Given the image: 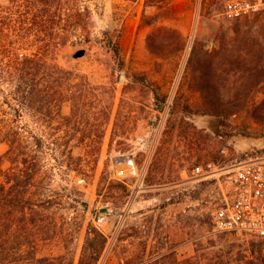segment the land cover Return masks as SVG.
Instances as JSON below:
<instances>
[{
	"label": "rangeland",
	"instance_id": "rangeland-1",
	"mask_svg": "<svg viewBox=\"0 0 264 264\" xmlns=\"http://www.w3.org/2000/svg\"><path fill=\"white\" fill-rule=\"evenodd\" d=\"M80 1L88 21L83 37L91 40L59 50L58 62L75 69L73 75L49 77L51 92L64 87L69 101L47 120L30 112L19 119L26 135L38 133L58 148L47 149L44 159L47 183L60 196L51 209V237L37 255H62V264H77L89 228L97 227L108 237L98 264H153L164 255L165 264H244L229 260L254 243L264 248V239L214 231L221 185L196 179L192 170L221 159L224 145L241 157L264 153V122L246 113L252 103L228 119L207 113L198 77H214L215 70L192 63L224 59L218 89L251 92L261 101L257 73L235 74L232 60L257 43L238 40L236 27L250 33L249 24L264 21V12L229 17L223 0ZM80 49L85 53L78 55ZM252 258L264 264V253Z\"/></svg>",
	"mask_w": 264,
	"mask_h": 264
},
{
	"label": "trees",
	"instance_id": "trees-1",
	"mask_svg": "<svg viewBox=\"0 0 264 264\" xmlns=\"http://www.w3.org/2000/svg\"><path fill=\"white\" fill-rule=\"evenodd\" d=\"M249 25L250 33L242 31V25L236 27L237 39L246 42L254 37L256 46L245 52L238 51L230 58L235 57L232 60L237 65L235 74L257 73L261 101H255L257 96L253 100L251 92L231 95L218 89L224 80V59L217 62L207 56L192 64L200 71L215 70L214 77H198L197 87L208 99L207 113L228 119L252 103L251 108L245 109L246 113L251 119L264 122V21L256 20ZM257 27L260 33L252 34ZM87 29V14L80 0H0V146H8L6 151L0 148V264L35 259L57 260L62 264L66 260L62 255H37L41 243L51 237V209L60 196V191L54 193L47 183L44 159L47 149L57 151L58 148L54 147L55 142L48 146L38 133L31 131L26 135L19 119L24 112H30L37 121L47 120L55 109L62 112L69 101L68 94L64 87L53 94L49 77L63 78L76 72L60 64L57 55L71 43L89 42V34L83 37ZM115 48L120 55L119 44ZM250 81L247 77L246 82ZM80 101L81 96L75 100ZM107 242L108 237L99 228H89L86 246L77 264H98ZM251 246L240 248L229 263L255 264L252 256H262L264 248L255 243ZM166 258L164 255L153 264H165ZM218 264L224 262L220 260Z\"/></svg>",
	"mask_w": 264,
	"mask_h": 264
},
{
	"label": "built area",
	"instance_id": "built-area-1",
	"mask_svg": "<svg viewBox=\"0 0 264 264\" xmlns=\"http://www.w3.org/2000/svg\"><path fill=\"white\" fill-rule=\"evenodd\" d=\"M223 3L229 17L264 11V0ZM220 153L221 159L198 163L192 170L196 179L216 180L221 185L223 198L212 212L214 231L264 239V153L241 157L233 155L229 145H224ZM118 173L124 174L125 170Z\"/></svg>",
	"mask_w": 264,
	"mask_h": 264
},
{
	"label": "water",
	"instance_id": "water-1",
	"mask_svg": "<svg viewBox=\"0 0 264 264\" xmlns=\"http://www.w3.org/2000/svg\"><path fill=\"white\" fill-rule=\"evenodd\" d=\"M85 51H86L85 49H80L79 52H78V55H82V54H84ZM106 210H107V208H104V209H103V211H106Z\"/></svg>",
	"mask_w": 264,
	"mask_h": 264
}]
</instances>
